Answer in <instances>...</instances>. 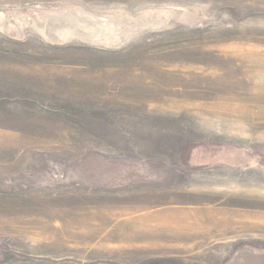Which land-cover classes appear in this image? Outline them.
Returning <instances> with one entry per match:
<instances>
[{
  "label": "rangeland",
  "instance_id": "obj_1",
  "mask_svg": "<svg viewBox=\"0 0 264 264\" xmlns=\"http://www.w3.org/2000/svg\"><path fill=\"white\" fill-rule=\"evenodd\" d=\"M0 264H264V0H0Z\"/></svg>",
  "mask_w": 264,
  "mask_h": 264
},
{
  "label": "bare ground",
  "instance_id": "obj_2",
  "mask_svg": "<svg viewBox=\"0 0 264 264\" xmlns=\"http://www.w3.org/2000/svg\"><path fill=\"white\" fill-rule=\"evenodd\" d=\"M180 229V228H179Z\"/></svg>",
  "mask_w": 264,
  "mask_h": 264
}]
</instances>
